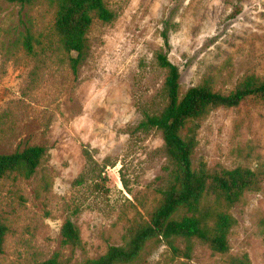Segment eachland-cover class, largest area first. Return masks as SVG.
<instances>
[{
	"label": "rangeland",
	"instance_id": "obj_1",
	"mask_svg": "<svg viewBox=\"0 0 264 264\" xmlns=\"http://www.w3.org/2000/svg\"><path fill=\"white\" fill-rule=\"evenodd\" d=\"M111 23L95 21L86 57L74 73L67 54L29 55L27 31L53 40L55 9L45 1L21 6L0 0V155L31 146L47 157L29 180L0 186V220L9 225L0 264H39L60 254L69 264L124 246L133 226L150 219L169 186L161 133L132 131L164 106L166 70L156 54L170 40L181 93L203 83L228 94L245 78H264V0H107ZM194 131L193 166L250 168L261 174L231 213L230 249L214 254L193 243L188 259L166 244L136 264H264V101L211 111ZM195 127V125H193ZM90 150L104 182L87 171ZM84 174V177H80ZM96 175V174H95ZM71 220L83 246L62 245ZM177 246L184 252L186 243Z\"/></svg>",
	"mask_w": 264,
	"mask_h": 264
},
{
	"label": "trees",
	"instance_id": "obj_2",
	"mask_svg": "<svg viewBox=\"0 0 264 264\" xmlns=\"http://www.w3.org/2000/svg\"><path fill=\"white\" fill-rule=\"evenodd\" d=\"M3 1L21 6L45 1L54 7L53 40H37L27 31L22 45L31 56H36L39 47L41 54L49 57L56 48L53 42L56 39L58 49L67 54L74 73L85 60L88 35L94 22L111 23L116 19L107 0ZM163 40L165 50L156 54V60L158 66L167 72L162 93L164 106L157 112L144 113L143 120L132 132L156 130L161 133L168 160L169 186L162 192L161 201L150 219L131 228L124 246H110L104 255L97 259L87 258L83 264H136L151 247L161 244L189 259L196 241L214 254H226L230 249V232L236 224L231 210L246 192L258 191L263 180L261 174L244 167L210 170L203 164L195 169L193 156L197 142L193 134L199 126L198 122L213 110L237 108L248 100L264 101V78L247 77L228 94L215 91L206 82L182 94L181 72L168 56L170 40L167 32L163 33ZM84 155L87 160L85 174L89 173L96 176L99 182H104L107 165L100 168L86 148ZM46 157L47 149L41 146L0 155V186L10 179H31ZM83 177L84 174L80 179ZM8 233L9 225L0 220V258L5 253ZM61 235L64 247L82 248L81 232L71 220L63 224ZM179 241L186 243L184 252L177 246ZM69 262L57 253L39 264Z\"/></svg>",
	"mask_w": 264,
	"mask_h": 264
}]
</instances>
